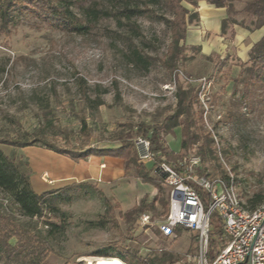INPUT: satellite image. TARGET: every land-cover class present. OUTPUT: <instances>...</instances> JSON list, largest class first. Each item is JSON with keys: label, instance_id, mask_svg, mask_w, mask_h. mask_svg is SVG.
<instances>
[{"label": "rangeland", "instance_id": "rangeland-1", "mask_svg": "<svg viewBox=\"0 0 264 264\" xmlns=\"http://www.w3.org/2000/svg\"><path fill=\"white\" fill-rule=\"evenodd\" d=\"M250 1L228 3L238 26L256 30L255 17L244 12ZM137 2L147 5V0ZM180 4L197 12L198 19L187 26L193 38L186 41L191 47L177 62V82L169 67L172 10L164 0L145 6V13L130 20L118 15L117 1L74 0L70 12L83 25L92 17L89 8L110 12L79 33L11 11L7 25L0 24V149L28 181L29 158L36 149L13 142L37 138L75 151L117 145L118 135L128 134L141 122H164L177 109L180 83L185 90L194 88L196 102L191 111L194 118L202 112L199 126L209 133L216 154L199 160L196 170L205 168L210 179L231 173L245 205L257 195L264 196V74L259 82L246 85L249 62H242L238 46L228 40L231 27L222 38L203 33L199 10L209 3L198 0L195 8L187 1ZM97 100L102 101L100 106ZM162 136L169 150L180 152L179 126ZM186 153L198 156L196 146ZM145 162L151 169L153 161ZM151 175L155 176L153 170ZM85 184L65 187L66 199L57 203L56 210H44L41 217L33 218L24 216L11 196L0 190V216L46 238L51 251L45 264H87L85 259L101 257L96 256L99 252L128 248L147 259L168 253L182 263L196 252L195 231L177 228L172 241L156 233L153 223L166 212L159 201L154 211L126 215L137 204L123 208L109 187ZM159 185V198L169 204L170 187L163 181ZM153 188L149 183L137 187L132 199L140 201ZM143 214L152 219L151 224L140 225ZM46 221L62 228L49 233ZM214 238L219 242L218 236Z\"/></svg>", "mask_w": 264, "mask_h": 264}, {"label": "trees", "instance_id": "trees-1", "mask_svg": "<svg viewBox=\"0 0 264 264\" xmlns=\"http://www.w3.org/2000/svg\"><path fill=\"white\" fill-rule=\"evenodd\" d=\"M74 1V0H73ZM72 0H66L67 4L54 2L53 0H0V24L7 25L10 19L11 11L18 13H29L35 17L41 18L44 22L53 26L58 30H69L74 32H82L87 30L93 21L97 19L110 16L107 10H100L97 8H89V13L92 16L89 18L88 24L83 25L79 19L72 16L69 6L73 3ZM117 1L121 7L118 15L130 20L145 13L147 10L145 6L157 4L161 0H147V5L142 6L137 0H108ZM172 10V18L169 20V25L172 31V49L170 50L169 67L173 71L174 81L177 82V75L179 69L177 62L182 56V53L188 46L185 43V34L187 26L198 19L197 12H190L183 7L180 2L187 1L194 8L197 7L198 0H164ZM207 3L215 7H224L226 9V18L222 20L221 35L223 36L228 26L238 25V23L231 18L233 13L229 0H206ZM244 12L255 17L254 28L258 29L264 26V0H252L246 3ZM233 37V31L230 30L229 38ZM249 65L246 66V77L244 83L246 85L254 82H259V79L264 74V35L253 44L249 51L248 58ZM177 109L166 117L161 124L148 125L139 123L135 130H131L126 135H118L115 140L118 141L117 147L109 148H94L90 147L85 150H68L59 148L52 143L44 142L37 138L31 140H23L21 142H13L15 146L26 147L39 144L46 149L52 150L59 154L67 155L71 158H86L90 155L113 156L121 158L124 161L125 172L133 167L137 176L143 181L151 183L156 189L157 194L148 202L147 198H142L139 203L126 215L132 213H142L144 210L154 211L155 203L160 202L163 208H166L164 217L168 212V201H164L161 196L160 181L158 176H152L151 171L159 161V157L163 156L171 165L177 168L179 160L186 156V152L191 150L194 146L197 148V155L201 161L211 159L216 156L212 148V138L209 133L201 130L199 124L203 123L202 112H197L195 118L192 114V106L196 102L194 88L190 87L188 90L178 83L176 91ZM102 104L101 100H97L96 106ZM176 126L180 127L181 134V150L175 153L169 150L163 140V136L172 131ZM147 139L149 142L148 150L153 156V166L147 169L145 165L139 162V152L135 145L136 138ZM3 141H0L2 143ZM183 151V153L181 152ZM178 169V168H177ZM198 175L208 177L205 168L196 170ZM226 178V175H222ZM80 187L86 186L84 182L75 183ZM64 189V188H62ZM53 190L43 193H36L30 187L29 181L23 173H21L12 159H9L0 149V190L11 196L13 202L18 205L20 211L24 216L29 218L41 217L44 210L50 212L56 210L58 202L66 199L67 190ZM204 206H207L206 192L199 187H195ZM248 205L244 206L247 209H255L264 204V196H255L248 200ZM212 225V245H216L217 241L214 237L221 235L220 219L212 213L210 216ZM45 226L49 229V233H53L56 228H62L52 222L46 221ZM159 234V232H156ZM195 241L196 238L192 237ZM51 251V246L38 232L32 233L30 229L16 224L9 217L0 216V264H45L44 259ZM96 256L113 257L123 261L124 264H176L178 260L172 258L168 253H162L160 256L155 255L153 258L147 259L142 257L138 251L130 248L127 251L108 250L96 254ZM211 257H213L211 255ZM179 264H189L182 262Z\"/></svg>", "mask_w": 264, "mask_h": 264}, {"label": "built area", "instance_id": "built-area-1", "mask_svg": "<svg viewBox=\"0 0 264 264\" xmlns=\"http://www.w3.org/2000/svg\"><path fill=\"white\" fill-rule=\"evenodd\" d=\"M135 145L142 162L153 160L147 139L138 137ZM199 160L198 156H184L177 169L163 156L159 157L152 170L170 187L169 207L166 216L153 225L162 238L171 241L177 238V228L196 232V252L188 256V263L264 264V204L247 209L235 190L232 174L216 179L198 175ZM195 187L206 192V207ZM212 213L220 219L222 229L214 246L211 244ZM151 223L148 215L140 217V225Z\"/></svg>", "mask_w": 264, "mask_h": 264}, {"label": "crops", "instance_id": "crops-1", "mask_svg": "<svg viewBox=\"0 0 264 264\" xmlns=\"http://www.w3.org/2000/svg\"><path fill=\"white\" fill-rule=\"evenodd\" d=\"M201 8L199 10V25L203 29V33H211L222 38L221 24L222 20L226 18V9L224 7H215L211 4L202 6ZM230 30L233 31V37L228 40L233 45L238 46L237 55L242 62H245L248 59L249 51L253 44L264 35V26L256 30H249L238 25H233ZM199 33L201 35L200 31ZM191 38H193V33L190 34L186 30L185 43ZM242 55H245V58ZM117 146L118 144L100 148ZM28 147L36 149L34 152H31V157L29 158L31 169L29 184L32 190L38 194L62 189L75 183L93 182L101 187H109L119 204L123 208L128 209L139 203L137 199H132L134 190L148 183L143 182L137 176L133 167L128 172H125L124 161L118 157L90 155L86 158L75 159L56 153L45 147L26 146L24 148ZM139 162L143 163L146 167L145 161L139 160ZM149 184L152 185L151 183ZM155 190V188H153V191L150 190L149 195L145 192L147 199L154 198L156 195Z\"/></svg>", "mask_w": 264, "mask_h": 264}, {"label": "bare ground", "instance_id": "bare-ground-1", "mask_svg": "<svg viewBox=\"0 0 264 264\" xmlns=\"http://www.w3.org/2000/svg\"><path fill=\"white\" fill-rule=\"evenodd\" d=\"M87 264H124L123 261H121L118 258L113 257H97L94 259H85Z\"/></svg>", "mask_w": 264, "mask_h": 264}]
</instances>
